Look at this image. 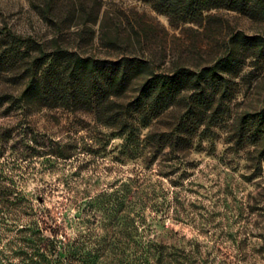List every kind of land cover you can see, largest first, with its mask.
<instances>
[{
  "label": "trees",
  "instance_id": "1",
  "mask_svg": "<svg viewBox=\"0 0 264 264\" xmlns=\"http://www.w3.org/2000/svg\"><path fill=\"white\" fill-rule=\"evenodd\" d=\"M101 1H32L53 29L47 39L0 27V117L17 114L28 121L19 128L27 149L14 156L4 154L18 131L0 125V264H243L219 258L197 238L171 231L173 241L166 242L140 231L132 215L142 187L138 173L86 199L80 211L88 207L101 215L97 227L84 230L81 213L64 214L59 221L53 208L15 180L18 171L37 169L40 157H67L60 146L46 150L47 141L28 120L45 109L91 114L95 124L89 133H102L99 126H106L125 135L121 154L130 159H144L148 152L165 148L187 153L198 133L212 129L228 110L236 93L232 75L249 56L264 57V37L241 32L229 34L224 52L212 61L194 63L182 53L167 59L166 54L159 58L122 51L127 47L121 48L120 28L111 20L107 24L109 15L102 13ZM145 1L176 24H202L211 18V10L221 7L246 14L255 5L264 10V0ZM73 27L76 37L71 38ZM152 29L143 27L140 45ZM96 40L121 52L94 54L89 47ZM177 108L181 115L173 126L153 127ZM250 122L254 130L248 128ZM150 125L154 129L140 138V127ZM232 127L237 147L257 144L264 156V109L243 113ZM100 229L106 234H99Z\"/></svg>",
  "mask_w": 264,
  "mask_h": 264
},
{
  "label": "rangeland",
  "instance_id": "2",
  "mask_svg": "<svg viewBox=\"0 0 264 264\" xmlns=\"http://www.w3.org/2000/svg\"><path fill=\"white\" fill-rule=\"evenodd\" d=\"M32 1L39 0H0V27L7 25L21 33L50 38L53 29L33 8ZM101 2L102 13L109 15L107 24L111 20L120 28L121 48L127 47L121 50L126 52L159 58L166 54L167 59L189 54L196 63L220 56L231 33L264 37V10L259 5L247 14L216 8L202 24H176L145 0ZM143 27L153 29L147 31L149 39L140 45L137 41L145 37ZM74 31L73 27L69 37H76ZM89 51L101 56L121 52L103 47L98 40ZM232 77L236 93L227 103L228 110L219 115L220 121L212 129L198 133L193 148L184 154L165 148L160 153L148 152L144 159H130L121 154L125 135H117L106 126H99L102 133H89L87 129L95 124L89 113L45 109L33 114L28 120L47 141L46 150L60 146L67 157H40L37 169L18 171L15 180L53 208L59 221L64 214L81 213L86 220L80 226L84 230L97 227L101 215L88 207L80 211L86 199L116 188L138 173L142 187L132 215L140 231L166 242L173 241L171 231H175L205 242L221 259L264 264V156H260L257 144L237 147L231 140L235 130L232 123L238 116L264 109V57L249 56ZM178 109L153 127L173 126L181 115ZM26 121L17 114L0 117V125L18 131L4 157L26 151V140L19 131ZM153 127H140V138ZM255 127L253 122L248 125L253 130ZM99 232L106 234L105 229Z\"/></svg>",
  "mask_w": 264,
  "mask_h": 264
}]
</instances>
